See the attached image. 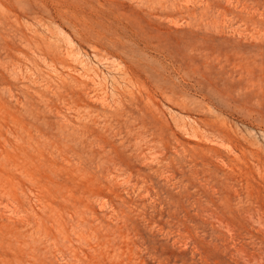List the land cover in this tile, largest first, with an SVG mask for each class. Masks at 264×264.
I'll use <instances>...</instances> for the list:
<instances>
[{"label": "rangeland", "instance_id": "1", "mask_svg": "<svg viewBox=\"0 0 264 264\" xmlns=\"http://www.w3.org/2000/svg\"><path fill=\"white\" fill-rule=\"evenodd\" d=\"M0 264H264V0H0Z\"/></svg>", "mask_w": 264, "mask_h": 264}]
</instances>
